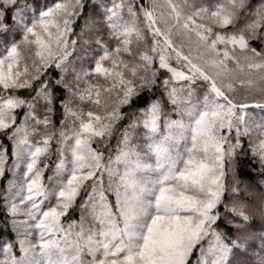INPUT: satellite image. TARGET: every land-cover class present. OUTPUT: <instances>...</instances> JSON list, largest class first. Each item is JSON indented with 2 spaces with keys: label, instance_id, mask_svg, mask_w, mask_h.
Returning a JSON list of instances; mask_svg holds the SVG:
<instances>
[{
  "label": "snow or ice",
  "instance_id": "obj_1",
  "mask_svg": "<svg viewBox=\"0 0 264 264\" xmlns=\"http://www.w3.org/2000/svg\"><path fill=\"white\" fill-rule=\"evenodd\" d=\"M0 264H264V0H0Z\"/></svg>",
  "mask_w": 264,
  "mask_h": 264
}]
</instances>
